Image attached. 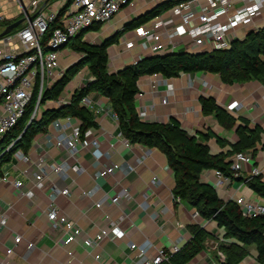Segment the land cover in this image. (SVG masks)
<instances>
[{
	"label": "crops",
	"instance_id": "obj_1",
	"mask_svg": "<svg viewBox=\"0 0 264 264\" xmlns=\"http://www.w3.org/2000/svg\"><path fill=\"white\" fill-rule=\"evenodd\" d=\"M29 1L25 0V4ZM162 3L164 0H140L135 13L130 16L120 13L105 26V33L112 30L122 31L127 23ZM62 5L63 3L57 4L60 7ZM144 9L147 10L144 11ZM13 14V11L7 12L8 16ZM255 27L250 30L238 29L235 33L236 41H243L250 32L264 27V13L256 19ZM102 29L95 33L102 35ZM129 36L126 33L121 35L118 42L108 49L109 73L117 72L139 59L140 47L126 51L121 45V38H129ZM91 38H95V35H85L84 41L95 43ZM81 59L82 56L74 52L71 46L66 47L60 59L61 71H66ZM84 69V72H79L72 79L73 82L71 81L67 86L68 91L64 92L63 96L73 95L76 90L84 88L93 80L88 68ZM164 80L165 83L157 93L152 91L153 76H144L139 80L138 88L144 97L141 100L136 97L135 105L138 115L144 114L142 121L168 124L171 119H175L191 136L212 134L208 142L211 155L226 154L231 151L232 145L238 143L239 138L235 129L228 130L217 122L215 116H206L202 113L200 98H214L218 105L234 118L248 121L251 126L261 127L262 142L257 145L256 154L251 153L254 168L260 169V175L264 176V86L262 84L251 81L228 85L222 82L219 75L207 72L181 73L177 78H164ZM169 86L173 89L170 94ZM89 95L93 100L92 107L89 109L95 114L97 123V128H94V138L99 139L100 149L96 152L94 149L84 150L77 159L69 158L65 152L47 145L48 134L55 136L60 134L49 126L46 132L34 138L25 154L30 155L35 161L39 153H46L49 161L65 163L67 171L64 177L53 175L47 188L43 192L36 193L35 204H31L29 198L23 196L12 185L0 186V214L5 213L8 219L7 227L0 232V264H138L140 255L130 249V243L144 245L149 242L151 246L147 256L153 258L162 247L168 249L174 244H179L180 247L185 245L191 239L188 226L196 224L202 226L205 222L201 217L194 218L197 211L186 201H176L175 176L164 153L140 144H134L127 149L120 138L122 133L109 100L95 92ZM164 98L168 100L166 105L162 104ZM234 103H238L239 107L232 110L229 106ZM48 109H56L55 103H46L45 107H42V114ZM78 121L72 120L71 125H76ZM240 124L238 120L237 125ZM69 132L70 130L67 131ZM219 139L225 145H221L218 142ZM112 145L114 148L111 147ZM112 165H120L121 171L108 178L97 176L100 169ZM8 166L6 169L2 167V174L24 182L26 185L24 189L27 190L31 175L26 177L23 171L32 169L33 173L34 164L16 161L12 157ZM73 166H78L82 173L78 174L71 170ZM131 166L135 167V171L129 173ZM251 169V166L246 167L242 177L236 179L235 183L240 187L238 194L250 199H259L260 197L250 189L248 184L252 177ZM153 178H157L159 182L154 183ZM210 179L214 180L212 174ZM201 181L206 184L205 175L201 176ZM95 185L99 186V191L93 198L83 195ZM65 188H69L71 194L57 196L55 203L63 215L83 230L85 237L94 238L104 226V219L107 216L119 224V236L115 239L106 238L101 248L91 253L81 242L68 246L61 245L63 233L60 229L52 230L46 211L51 204L49 196L53 189ZM124 189L129 190L133 197L130 202H124L121 205L109 204L102 209L94 206V203L106 193L116 195ZM228 191L234 194L231 189L226 190V193ZM218 196L224 200L223 193ZM206 229L216 239L222 235V230L215 222ZM16 237H21L22 242L14 246ZM214 241L216 240L211 239L209 243H206L205 249L189 264H224L226 256L220 251L219 246L214 248ZM29 244L34 245L31 251H27ZM11 247L14 248V252L11 256H7L6 252ZM97 254L102 256L100 261L94 258ZM237 264H260L255 247H250L245 258Z\"/></svg>",
	"mask_w": 264,
	"mask_h": 264
},
{
	"label": "built area",
	"instance_id": "obj_2",
	"mask_svg": "<svg viewBox=\"0 0 264 264\" xmlns=\"http://www.w3.org/2000/svg\"><path fill=\"white\" fill-rule=\"evenodd\" d=\"M139 1L67 0L62 7L56 5L57 7L49 8L51 1L47 3V0H30L27 4H24L23 0H15L20 6L21 18L15 17V13L8 16L0 6V24L24 21L10 34L0 37V143L25 115L33 97L37 96V101L31 120L42 114L45 92L56 83L58 76L64 74L60 69V59L63 50L69 46L71 41L83 33L85 36L90 32H97L93 30L94 27L99 26L101 30L103 26L110 24L119 16L123 9H129L135 13ZM263 13L264 0L182 1L132 30V38L122 37L121 45L126 51H132L136 47L141 48L139 59L135 63L151 55L225 51L230 49L232 43L236 41V31L240 28L255 29V21ZM52 23L58 25L53 30L47 45L43 47L42 40ZM117 33V30H113L110 36ZM177 49L180 50L177 51ZM153 77L152 91L157 93L165 80L161 75L156 74ZM46 83L47 88L45 89ZM172 92L173 89L169 86L168 93ZM143 97L144 94L141 92L137 95L139 100ZM71 99L72 95L69 94L68 96L62 95L57 101L49 102L55 103L58 110L69 105ZM167 102V98L162 99V104L166 105ZM92 104L93 100L90 95L84 97L81 102V106L88 109L92 107ZM229 107L235 110L239 104L234 103ZM115 117L117 118L116 114ZM139 117L143 120L144 114H139ZM74 119L73 117H66L54 120L50 126L60 134L58 136L48 134L46 143L50 147L65 152L69 158L77 159L84 150L94 149L95 152L98 151L101 143L99 139L94 138V128L82 129L79 121L72 126L71 123ZM68 130H70L69 133H67ZM120 138L127 149L134 145L122 134H120ZM16 142L10 145L7 152ZM111 147L114 148L113 145ZM13 158L16 161L34 164L33 173L32 169L23 171V175L26 177L31 175L30 186L25 190L24 182L15 180L6 174L0 175V186L12 185L23 196L28 197L32 202L31 204H35L36 193L43 192L47 188V184L53 175L64 177L67 171L65 163L49 161L46 153H39L37 159L33 161L30 155L18 150ZM230 162L231 174L219 169L205 170L202 176L205 175L206 184L211 186L217 194L223 193L224 202L235 203L244 218H263L264 199H250L238 194L240 187L235 183L236 179L242 177L244 169L248 166L252 167L250 171L252 177L260 176L261 170L253 166L252 153L238 152L230 159ZM71 170L78 174L82 173L78 166H73ZM120 171V165L105 166L98 171L97 176L108 178ZM133 171H135V167H129V173ZM210 174L213 175L214 180L210 179ZM153 182L159 181L157 178H153ZM228 189H231L234 194L229 191L226 193ZM98 191L99 186L95 185L83 195L93 198ZM70 194L69 188L53 189L49 196L51 204L46 211V217L52 230L60 229L63 233L61 245L68 246L81 242L84 248L91 253L100 249L106 238L115 239L119 236V224L107 216L104 219V226L94 238L85 237L83 230L63 215L55 203L57 196H69ZM132 199L129 190L124 189L116 195L106 193L94 203V206L97 209H102L106 205H121L124 202H130ZM176 201L181 202L182 200L176 198ZM199 217V213L196 212L194 218ZM7 222L6 214H0V232L7 227ZM212 222L214 221L205 220L202 227L206 229ZM217 240L224 244L230 243L225 239L224 230ZM21 242L22 238L16 237L14 246L21 244ZM129 246L132 251H136L140 255L138 264H161L168 261L169 256L177 253L181 248L179 244H174L168 249L162 247L158 249L155 257L150 258L147 256L151 246L149 242L144 245L130 243ZM33 248L34 245L29 244L27 251H31ZM13 252L14 248L11 247L6 252L7 256H11ZM94 258L100 261L102 256L97 254Z\"/></svg>",
	"mask_w": 264,
	"mask_h": 264
},
{
	"label": "trees",
	"instance_id": "obj_3",
	"mask_svg": "<svg viewBox=\"0 0 264 264\" xmlns=\"http://www.w3.org/2000/svg\"><path fill=\"white\" fill-rule=\"evenodd\" d=\"M182 1L187 0H170L164 3L145 16L127 23L122 31L114 37L110 36L101 44L85 42L84 33L74 38L69 46L81 55L82 59L69 67L61 79L47 89L43 104L57 101L72 79L84 68H88L93 80L73 93L69 105L58 110L48 109L38 120L34 119L30 123L37 101V96L33 97L25 115L0 143V175L3 165L9 163L18 150L27 152L34 138L46 132L56 119L73 117L79 120L82 129L97 128L95 114L81 106V102L90 93H98L109 100L118 118L119 129L126 139L132 144L158 149L167 157L175 176L174 196L196 209L203 220H213L219 229L225 231V239L231 242L219 246L226 256L224 264H237L245 258L250 247H255L258 262L264 264V217L244 218L235 203L222 201L211 186L201 181L205 170L219 169L231 174L230 159L238 152H253L255 155L257 145L262 142L261 127L251 126L248 121L234 118L220 107L214 98L201 97L202 113L215 116L217 122L228 130L235 129L239 138L238 143L232 145L231 151L213 156L208 146L212 134L191 136L175 119H171L168 124L144 122L140 119L135 105L136 97L140 93L139 80L144 76L156 74L165 79H172L181 73L207 72L219 75L222 82L228 85L257 81L264 86V27L250 32L243 41H234L231 48L225 51L151 55L117 72L108 71V49L118 42L121 35L145 24ZM5 23L0 34L4 28L11 25V22ZM57 25H50L42 40L43 47L47 45ZM93 30L98 32L100 27H94ZM238 120L240 125H237ZM29 123L28 130L23 134ZM14 142L15 145L7 152ZM218 142L225 145L220 139ZM248 184L256 195L264 199V176L251 177ZM188 231L191 239L177 253L171 254L168 261L161 264H189L205 249L207 241H218L201 225H190Z\"/></svg>",
	"mask_w": 264,
	"mask_h": 264
},
{
	"label": "rangeland",
	"instance_id": "obj_4",
	"mask_svg": "<svg viewBox=\"0 0 264 264\" xmlns=\"http://www.w3.org/2000/svg\"><path fill=\"white\" fill-rule=\"evenodd\" d=\"M24 2V4H25V0H23ZM66 1L67 0H51V2H50V6H49V8H52L53 6H55V5H57V4H60V3H66ZM0 6L3 8V11H4V13L5 14H7V12L10 10V11H13L14 13H15V17H20L21 18V12H20V6L15 2V0H1L0 1ZM147 9H144V11H146ZM122 12H123V15H132L133 13L129 10V9H123L122 10ZM121 12V13H122ZM139 16V15H138ZM138 16H132L133 18H135V17H138ZM132 18V19H133ZM4 24H6V23H4ZM3 23L2 24H0V31L2 30V26L4 25ZM102 35H99V34H97V33H95V32H90V33H88L87 34V36H90V35H95V38H91L92 39V42H94L95 41V43H93V44H101L104 40H106V39H109L110 38V36H109V34L113 31H109V32H106L105 33V31H106V27L105 26H103V29H102ZM126 34H128V35H130L129 36V38H132V35H133V31H129V32H126ZM97 36V37H96ZM178 50H180V49H177V51ZM85 71V69H82L80 72H84ZM64 72H65V70H64ZM61 75L60 76H58L57 77V79H56V82L57 81H59L60 79H61ZM73 82V81H72ZM70 85V84H69ZM68 85V86H69ZM47 88V83H46V86H45V89ZM68 90L66 89L65 90V92H67ZM45 105L46 104H43L42 105V107H45ZM38 117H39V115H37V116H35V118L36 119H38ZM35 119V120H36ZM34 120V119H33ZM33 120H30V122H32ZM249 153H251V152H249ZM9 165V163H6V164H4L3 166H4V169H6L7 167H9L8 166ZM223 201V200H222ZM207 243H209V241H207ZM214 245H215V247H214V245H213V247L214 248H217L218 246H220V244H224V243H222V242H220V241H214V243H213Z\"/></svg>",
	"mask_w": 264,
	"mask_h": 264
},
{
	"label": "water",
	"instance_id": "obj_5",
	"mask_svg": "<svg viewBox=\"0 0 264 264\" xmlns=\"http://www.w3.org/2000/svg\"><path fill=\"white\" fill-rule=\"evenodd\" d=\"M50 1H51V0H47V3L50 2ZM169 1H170V0H169ZM169 1H165L164 3H167V2H169ZM164 3L157 5L156 7H154L153 9H151L149 12L155 10L157 7L163 5ZM149 12H147V13H145V14L139 16V17L145 16V15L148 14ZM23 22H24L23 20H19V21L15 22V23L9 25V26L6 27V29L0 34V37H3V36H6V35L10 34L14 29L18 28ZM115 35H116V34H115ZM115 35H113V36H111V37H114ZM198 54H202V53H198ZM63 108H64V107H63ZM61 109H62V108H61ZM30 123H31V122H30ZM30 123L27 125V127H26V129H25V131H24L23 134H25V132L28 130ZM19 139H20V138H19Z\"/></svg>",
	"mask_w": 264,
	"mask_h": 264
}]
</instances>
